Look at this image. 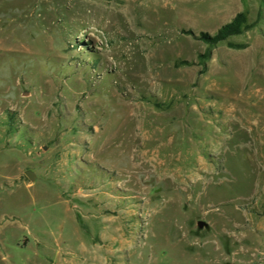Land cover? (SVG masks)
Returning a JSON list of instances; mask_svg holds the SVG:
<instances>
[{
    "label": "rangeland",
    "instance_id": "rangeland-1",
    "mask_svg": "<svg viewBox=\"0 0 264 264\" xmlns=\"http://www.w3.org/2000/svg\"><path fill=\"white\" fill-rule=\"evenodd\" d=\"M0 264H264V0H0Z\"/></svg>",
    "mask_w": 264,
    "mask_h": 264
},
{
    "label": "trees",
    "instance_id": "trees-1",
    "mask_svg": "<svg viewBox=\"0 0 264 264\" xmlns=\"http://www.w3.org/2000/svg\"><path fill=\"white\" fill-rule=\"evenodd\" d=\"M254 25L250 24L244 14L238 15L233 22L223 27L214 37L203 35L201 41L208 46H217L228 41L230 38L241 36L242 34L253 29Z\"/></svg>",
    "mask_w": 264,
    "mask_h": 264
},
{
    "label": "water",
    "instance_id": "water-1",
    "mask_svg": "<svg viewBox=\"0 0 264 264\" xmlns=\"http://www.w3.org/2000/svg\"><path fill=\"white\" fill-rule=\"evenodd\" d=\"M26 176H27V178L29 179L30 182H33L34 179H35L34 176L32 174H30V173H27ZM201 227H202V225H201Z\"/></svg>",
    "mask_w": 264,
    "mask_h": 264
},
{
    "label": "bare ground",
    "instance_id": "bare-ground-1",
    "mask_svg": "<svg viewBox=\"0 0 264 264\" xmlns=\"http://www.w3.org/2000/svg\"><path fill=\"white\" fill-rule=\"evenodd\" d=\"M156 159H157V158H156ZM156 159H155V160H152V161H151V163H154V162H156Z\"/></svg>",
    "mask_w": 264,
    "mask_h": 264
}]
</instances>
